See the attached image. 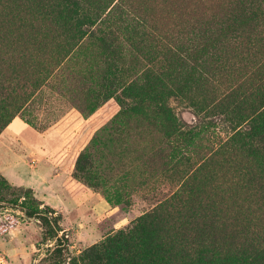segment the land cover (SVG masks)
Returning <instances> with one entry per match:
<instances>
[{
  "label": "trees",
  "instance_id": "16d2710c",
  "mask_svg": "<svg viewBox=\"0 0 264 264\" xmlns=\"http://www.w3.org/2000/svg\"><path fill=\"white\" fill-rule=\"evenodd\" d=\"M13 1L57 25L70 41L101 46L108 75L102 79L128 99L120 100L121 111L80 153L74 177L95 186L90 148L98 150L102 134L140 116L139 127L158 135L162 166L181 182L166 200L88 247L77 262L264 264V0H220V14L191 28L180 23L174 34L124 0H0L8 24ZM123 46L129 48L127 66L118 63ZM171 98L202 118L222 119L230 132L211 146L201 130L176 115ZM194 138L205 141L199 148L206 152L191 163L187 151ZM118 187L124 188L110 186L121 200ZM7 193L13 197L5 198ZM0 200L37 219L43 239L54 243L40 262L66 264L67 239L53 208L35 203L31 188H13L2 177Z\"/></svg>",
  "mask_w": 264,
  "mask_h": 264
},
{
  "label": "rangeland",
  "instance_id": "374dc122",
  "mask_svg": "<svg viewBox=\"0 0 264 264\" xmlns=\"http://www.w3.org/2000/svg\"><path fill=\"white\" fill-rule=\"evenodd\" d=\"M124 1L139 11L147 10L157 26L173 34L180 23L191 28L214 12L220 14L221 8L220 0ZM25 8L21 1L11 2L9 24L6 9L0 8V177L13 188H31L35 203L55 210L67 239L66 264H79L77 257L88 247L166 200L181 182L162 166L157 155L158 135L139 127L140 116H132L128 127L105 137L102 134L98 150L90 148L96 166L95 186L74 177L80 153L121 111L120 100L128 99L119 87L102 79L108 75L107 54L101 46L92 40L76 44L61 35L57 25ZM128 52L123 46L120 65H128ZM169 105L183 122L201 130L211 146L230 132L227 122L212 116L202 118L185 102L171 98ZM39 133L44 137L39 139L43 136ZM190 142L187 152L195 163L206 152L199 148L205 141L194 138ZM121 149H125L123 155ZM198 150L199 155H194ZM122 174L127 177L119 181ZM60 177L68 179L63 187H59ZM112 185L124 186L118 187L121 200L113 196ZM85 192L104 199L110 209L99 210ZM53 244L43 239L37 219L0 200V264H51L40 260Z\"/></svg>",
  "mask_w": 264,
  "mask_h": 264
},
{
  "label": "crops",
  "instance_id": "0c3cea01",
  "mask_svg": "<svg viewBox=\"0 0 264 264\" xmlns=\"http://www.w3.org/2000/svg\"><path fill=\"white\" fill-rule=\"evenodd\" d=\"M89 119V118H88ZM15 122V120H13L12 122H11V124L12 123H14ZM20 126V125H19ZM39 135H43V136H40V138L39 139H41L42 137H44V133L43 134H41V133H39ZM70 178H72L71 176H70ZM50 179V178H49ZM66 180H67V182H68V179H67V177H60V179L58 180L59 181V183H61V185H59V187H63V184L64 183H67L66 182ZM71 182H74V180H72ZM48 184V183H47ZM49 185V184H48ZM51 186V185H50ZM49 188H51V187H49ZM85 195H87V196H90V197H92L94 200H95V204H97V206H99V210H101L102 209V211L103 210H105V211H108L109 209H110V206L108 205V203L104 200V199H102V198H99V199H97V198H94V197H96L95 196V194L94 193H89V192H85ZM94 196V197H93ZM97 209V210H98Z\"/></svg>",
  "mask_w": 264,
  "mask_h": 264
}]
</instances>
